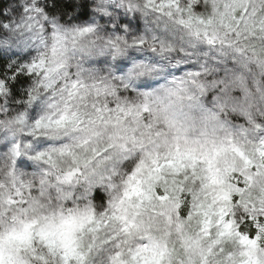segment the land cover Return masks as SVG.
Returning <instances> with one entry per match:
<instances>
[{
    "label": "clouds",
    "instance_id": "obj_1",
    "mask_svg": "<svg viewBox=\"0 0 264 264\" xmlns=\"http://www.w3.org/2000/svg\"><path fill=\"white\" fill-rule=\"evenodd\" d=\"M0 264H264V0H0Z\"/></svg>",
    "mask_w": 264,
    "mask_h": 264
}]
</instances>
